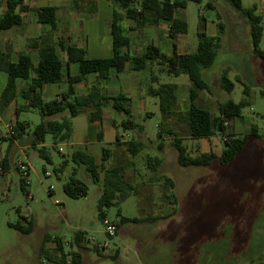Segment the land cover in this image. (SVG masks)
I'll return each mask as SVG.
<instances>
[{"label": "rangeland", "instance_id": "obj_1", "mask_svg": "<svg viewBox=\"0 0 264 264\" xmlns=\"http://www.w3.org/2000/svg\"><path fill=\"white\" fill-rule=\"evenodd\" d=\"M65 1L70 2L35 0L33 3L42 8ZM254 4L264 10V0H243L244 8ZM4 6L6 0H0V13ZM178 14L188 24L187 34L177 40L179 53L194 54L198 51L202 18L205 21V33L210 37H221L214 66L203 71L211 91L200 92L197 104L218 115L219 103L228 100L240 102L244 98V88L248 86L250 106L243 110L241 119L229 124L228 133L243 137L256 128L257 137L249 142L229 166L214 163L209 168H183L177 162L176 153L170 148L172 139L158 138V128L163 122L158 100L150 96L145 101L139 100V93L132 92V117L138 125L144 127L141 140L147 149L131 157L122 147L119 150L112 148L114 156L108 165L123 166L128 181L143 186L139 195H132L119 207L107 209L106 219L116 223L120 219L119 211L122 216L131 219L147 215L164 216L172 213L175 208L176 213L157 225H124L114 237L109 238L98 217V202L103 191L101 184L94 185L84 167L75 166L71 162L59 177L56 174L64 159L69 160L78 149L86 150L95 158L96 163L101 164L102 151L107 142H94L91 138L94 131L98 132V123L90 124L83 114L71 120L73 135L70 141L54 149L52 137L48 135L43 144L33 147V133L41 122V116L36 111L22 112L18 120L28 124L22 140L10 139L11 143L3 140L7 138L0 137V161L6 158L9 166V169L0 171V264H54L39 258V250L46 235L62 241L66 254L71 251L80 252L83 264H259L264 260V63L253 54L246 19L224 0H201L199 3L189 1ZM219 23L225 26L221 35L217 28ZM122 25L128 27L127 22ZM39 27L41 32L50 31L48 26ZM20 33L30 35L26 28L0 32V47L17 54L24 48V42L19 45V37L15 38ZM44 33L42 36L47 35ZM166 33V25L163 29L142 27L133 31L134 42L131 41L129 48L131 55L142 54V49L151 44L158 45L163 53L171 55L173 45L170 39H166ZM260 46L264 50V39ZM26 51L30 50L27 48ZM109 56L111 53L102 57ZM71 66L78 68L77 65ZM226 69L229 79L235 85L232 93L221 88L220 75ZM147 73L149 77L155 73L160 84L191 87L186 75L174 77L159 74L155 66H148ZM50 87L44 89L46 100L55 99L45 95ZM180 93L179 110L185 112L189 107L188 93L185 94L184 88ZM92 111L93 108H90L84 113ZM105 112L111 115L112 121L119 124L130 118L111 109ZM11 116L15 117L14 110L8 109L6 119ZM65 116L69 117V114ZM112 121L109 119L108 124L113 126ZM9 122L16 123L13 119ZM165 123L185 139L183 144L192 157L209 152L220 155L224 150L223 142L227 136L222 137L217 133L210 140L194 141L189 138V129L185 124L176 119L166 120ZM100 127L107 136L114 131L123 135L122 127L115 130L106 121ZM0 131L6 135L2 123ZM127 133L124 140L132 139L133 134L130 131ZM85 139L89 142L86 147L81 146ZM161 144H164L163 150H159ZM42 147L49 151L50 163L38 155ZM148 155L163 160L158 173L174 181L177 207L170 205L164 198L167 188L162 184L148 183L155 175L145 166ZM20 162L26 164L29 173L25 179L29 183L25 192L21 188L22 174L17 171ZM75 170L76 177L88 186L87 195L76 200L70 199L63 192V185ZM21 217L33 219L34 229L31 234H20L9 226L20 221ZM79 231L86 234L90 243L85 245L86 249H71L69 243ZM105 243L106 248L103 247ZM95 245L104 248L101 256L93 251ZM47 249L53 255H59L53 242L47 244Z\"/></svg>", "mask_w": 264, "mask_h": 264}, {"label": "trees", "instance_id": "obj_2", "mask_svg": "<svg viewBox=\"0 0 264 264\" xmlns=\"http://www.w3.org/2000/svg\"><path fill=\"white\" fill-rule=\"evenodd\" d=\"M76 2L77 0H73ZM122 12L114 11L113 20L110 24V34L113 40V55L107 59L91 60L87 58L85 49L78 48L75 45L65 47L60 41L58 45L53 42V38L48 35L41 39L35 46L38 52V61L33 63L30 52L18 54L17 60L13 61L12 54L0 48V74L7 75V83L0 95V115L17 100L18 94L24 100V105L16 108L17 120L14 124L15 135L12 139L22 140L27 129V122H20L19 116L22 112L36 111L41 116V122L33 133L32 146L37 147L43 144L46 137L50 135L53 141V148L56 149L60 144L66 143L72 138V119L82 115L87 109L93 108L89 114V123H100L103 119L105 110L111 109L117 114H126L130 118L117 123L113 120V126L118 130L123 128V133L130 131L132 140L127 143H121L120 135L114 144H105L102 151L101 164L96 163L95 158L86 150L78 149L74 151L69 160L64 159L62 167L56 174L59 177L69 162L75 166H83L94 185H100L103 188L102 195L98 202V217L104 223L106 219V210L111 207H119L132 195H139L143 184H133L128 181L123 166H109L108 162L113 155L114 147L123 145L126 153L131 157H136L147 149V145L141 140L144 134V127L138 125L132 117V110L125 106L127 97L120 93L117 96H108L101 93L96 87L87 96H77L76 86L79 83L86 82L87 76L97 74L100 82L107 83L111 72L120 74L126 68L134 72H141L148 66L158 68L159 74H168L174 77L186 75L191 83L189 92V109L185 112L179 110L177 98V85L160 84L158 76L151 73L149 77L148 95L156 98L159 103V110L163 115V122L159 125L158 138L163 140L171 138L170 148L176 153L178 164L183 168H209L214 163L221 166H229L246 149L249 142L257 137L256 128L253 132L243 137H237L228 133L229 124L236 119L242 118L243 110L250 106L249 87L244 88V98L235 103L232 100L224 101L218 105V115L197 104L200 92L211 91L208 82L205 79L203 71L211 69L218 56L221 37L219 35L210 37L205 33V21L202 18V26L199 33L198 51L194 54L179 53L177 49V40L180 36L188 32V24L178 12L186 8L189 1L199 3L201 0H111ZM230 4L235 11L240 13L247 21L249 33L251 35L253 54L262 63H264V50L261 49L263 37L262 17L256 14L255 8L246 9L242 6L241 0H224ZM7 9L0 16V31H8L22 24L21 14L29 11V7L24 5V0H6ZM211 6V4H208ZM125 20H131L135 23L134 29L145 26H159L165 23L169 26L168 35L172 41L173 53L167 55L162 52L158 45H147L140 55H131L124 53V49H129L131 40L126 34L122 23ZM37 23L40 26H48L50 33H54L58 27L56 8L52 6L43 7L37 11ZM219 34H223L225 26L223 23L217 25ZM36 45V44H35ZM33 47V46H31ZM58 49L64 52V61L69 67L73 64L79 68V74L68 78V89L60 95V98L46 100L44 97V88L49 84H58L63 77V60L60 59ZM221 88L227 92L234 91V83L229 79L228 70H224L220 75ZM19 82L26 85L19 91ZM65 114H69L66 117ZM176 119L183 123L189 129V138L194 141L210 140L217 133L222 137H228L223 142L224 150L220 155L214 152L200 153L196 157L189 155L188 148L183 144V138L179 137L175 130L168 128L165 121ZM11 139V140H10ZM97 141L103 142L99 135ZM164 144H161L159 150H163ZM38 155L46 162H51L49 151L42 147L38 150ZM163 160L158 157L146 156L145 166L155 175L150 178L149 184H162L167 188L164 198L172 206L178 205V197L175 192V183L166 175L159 174ZM0 169H9L8 160L5 158L0 161ZM21 173L20 167L17 169ZM22 174V173H21ZM21 188L25 192L28 182L23 177ZM142 185V186H141ZM64 194L70 199H79L85 197L88 193V186L82 180L76 177V170L70 179L63 185ZM176 213V208L170 214L164 216L147 215L142 218H127L118 212L119 220L112 223L116 226V233L121 227L127 224L135 225H157L165 221ZM11 228L20 234L29 235L33 232L34 221L26 217H21L16 224H10ZM112 238V237H109ZM53 242L56 245L58 256L53 255L47 249V244ZM90 243L86 234L82 231L77 232L69 246L71 249H86L85 245ZM98 245L93 247V251L101 256ZM40 260L54 264H83L80 252L65 253L62 241L52 239L49 235L44 237L39 250ZM44 264V263H40ZM259 264H264V260Z\"/></svg>", "mask_w": 264, "mask_h": 264}, {"label": "crops", "instance_id": "obj_3", "mask_svg": "<svg viewBox=\"0 0 264 264\" xmlns=\"http://www.w3.org/2000/svg\"><path fill=\"white\" fill-rule=\"evenodd\" d=\"M34 1L35 0H32V2L27 3L24 0V5L29 7V11L21 14L22 24L20 26H16L13 28V29L26 28L27 32L30 34V35H27V34L25 35L24 33H20L19 35L17 34L15 35V38L19 37V40H18L19 45L21 44V42H24L25 49L24 48L21 49L20 51H18L17 54H14L13 52L9 51L12 54L13 61L17 60L18 54L22 52H30L32 61L34 64H36L38 61V52H37L38 49H36L37 47L35 48V46H37L40 43L42 38L48 36V34L50 33V31L47 33L41 32L40 27H39L40 25L37 23V11L40 10L41 7H37L36 5H34L33 3ZM241 2L243 6V0H241ZM52 7L56 8L58 27L54 33H50L51 34L50 36L51 37L53 36V42L56 45H58V43L62 41L65 47H68L69 45H75L78 48L85 49L87 52V58L91 60L107 59V58L112 57L113 40L110 34V24L113 20L114 11H118L119 8L116 5H114L111 0H77L76 2H74L73 0H70V2H66V1L61 2L58 5L52 6ZM248 7L249 8H246V9L255 8L256 14L257 12H259L258 15L262 17V26H263L262 40H263L264 39V10H261V8H259L258 5L256 4H254L252 7L249 5ZM6 9H7V3H6V6L2 8L0 16L5 13ZM124 22H127V26H128L127 28L123 26L124 29L126 30V34L133 43L134 40L132 37V32L136 31V29H134L135 23L131 20H125ZM164 25L167 26V33L164 35L166 39H169V35H168L169 26L167 24L161 23L159 26H145V27H159L160 29H163ZM73 26H75V28ZM11 30H8V31H11ZM8 31H0V32H8ZM42 33L47 34V35L42 36ZM29 40L31 41V43ZM0 48L4 51H8L4 47H0ZM27 48L30 51H26ZM144 49H142V52L144 51ZM123 52L124 53L128 52L129 54H131L130 49L128 50L124 49ZM58 53H59L60 59L63 60V63H64L62 81L58 84L47 85L51 87L47 91H45V95L47 97H53L55 99L60 98V95L68 89V78L70 76H76L79 74V68L75 69V68H71L72 66L68 67L66 65V62L64 61V52L61 51V49H58ZM110 53H111V56L102 57L104 55L107 56ZM147 69L148 68H146L145 70L141 72H134L130 68H126L124 72L120 74H117L116 72L113 71L111 72L110 79L107 83L100 82L98 80L97 74H90L87 76L86 82L77 84L76 86L77 96H80V97L87 96L95 87L101 93H104L112 97L117 96L120 93H123L127 97L125 106L133 110L131 106L134 105L133 104L134 100L132 96L130 97L132 92L137 91L139 93V96H140L139 100L145 101L146 97L149 96L148 95L149 76L147 73ZM6 83H7V75L5 73H1L0 74V95L2 91L4 90ZM25 85L26 83L19 82L18 83L19 91H21ZM183 88L185 90V94L188 93V103L190 105V101H189L190 88H189V85L188 86L186 85V86H180L177 88L178 106H179V100L181 97L180 92L182 91ZM22 105H24V100L18 94L17 100L14 103H12L10 107L8 108V109L14 110L15 117L11 116L6 119L7 110H8L6 109L0 115V123H2L4 127H6L7 125L10 124L9 120L13 119V121L16 122L17 120L16 108ZM105 111L103 114L102 121L97 124L99 125V128L96 129L98 130V132L96 133V131H94V134L92 135L91 138H92V141L99 142L97 141V137L100 135L103 139V142L104 141L107 142L106 144H114L116 143L117 136L119 134L114 131L112 132V134L109 133V136H107V134L104 132V129L100 127L102 126V122L106 121L107 125H109L110 127L116 130V128L112 126L111 123L108 124L109 119L111 121L112 119H111V115ZM83 114L86 115L89 121V114H85V113ZM126 134L128 133L127 132L123 133V135L120 136L121 143H127L130 140H132V139L124 140V137H126ZM72 135H73V132H72ZM83 143H84L83 145L81 144L80 145L85 146V147L87 146V144H89L87 139H85ZM121 147L126 152V148L123 145L119 147H114L113 149L119 150ZM113 156L114 154L112 155L111 158H113Z\"/></svg>", "mask_w": 264, "mask_h": 264}, {"label": "built area", "instance_id": "obj_4", "mask_svg": "<svg viewBox=\"0 0 264 264\" xmlns=\"http://www.w3.org/2000/svg\"><path fill=\"white\" fill-rule=\"evenodd\" d=\"M15 125L14 124H9L5 127L6 129V135L4 136L1 131H0V137L2 138H13L15 135V130H14ZM19 167H20V171L22 173L23 177H28L29 173H28V168L26 166L25 163L20 162L19 163ZM0 171H2V169H0ZM104 227H105V235L107 237H114L116 234V226L114 224H112L111 222H109L108 220H105L103 223ZM93 240V239H92ZM107 244L105 243L103 245L104 248H106Z\"/></svg>", "mask_w": 264, "mask_h": 264}]
</instances>
